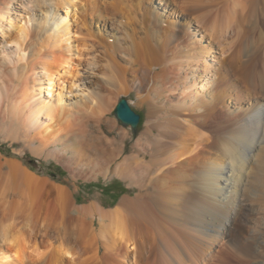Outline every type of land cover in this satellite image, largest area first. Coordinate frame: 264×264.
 Here are the masks:
<instances>
[{
  "label": "bare ground",
  "instance_id": "obj_1",
  "mask_svg": "<svg viewBox=\"0 0 264 264\" xmlns=\"http://www.w3.org/2000/svg\"><path fill=\"white\" fill-rule=\"evenodd\" d=\"M197 2L0 0V129L38 152L71 157L80 169L147 192L105 211L97 204L68 208V190L52 185L61 217L55 230V215L40 216L36 201L47 179L6 160L0 165V264H75L79 238L91 226L123 264L130 252L140 262V247L148 244L147 264H214L217 244L226 255L263 263L264 103L229 107L233 124L219 115L222 50L215 40L234 27L238 41L254 46L247 61L233 55L230 62L245 86L256 82L264 91V0H223L220 11ZM138 31L150 35L143 44ZM179 34L192 43L181 59L171 47ZM132 91L147 117L135 152L125 157L102 124L108 101ZM156 159L169 162L152 187Z\"/></svg>",
  "mask_w": 264,
  "mask_h": 264
},
{
  "label": "rangeland",
  "instance_id": "obj_2",
  "mask_svg": "<svg viewBox=\"0 0 264 264\" xmlns=\"http://www.w3.org/2000/svg\"><path fill=\"white\" fill-rule=\"evenodd\" d=\"M229 1H230L229 3L231 4V1L233 2L234 0H229ZM241 1H245V0H241ZM249 1L250 0H246V2L250 3ZM197 3L201 4L202 6L211 5V7H214L215 9L220 11L222 8L223 0H206V1L198 0ZM185 4H188V0H185ZM60 13L64 15L61 10H60ZM249 22L248 24L250 25L251 23ZM248 24L247 26H249ZM179 29L180 28H178L175 32H178ZM225 29L221 31V35L220 33H218L219 34L218 38H220L221 41L220 39L215 40V43L218 45L219 49L222 50L221 55H218L219 66L216 67L218 71L216 75L215 85L217 86L216 87L217 89L221 87L224 93L223 98H222V102H224V104H223V108L220 110L222 112H220L219 115L222 117L224 116V119L226 121L228 119L230 120L229 123L233 124L234 123L233 118L236 115L225 113V111H229V107L235 108L237 106H241L242 109L246 110L249 106L252 105V103H256V102L261 103L263 101L261 103L263 104L264 103V91L262 90L259 83H256V82L255 84L249 83V87H247V84L245 86V83H244L246 81L241 80V79L239 80V78L236 76L238 73V69H237V73H235L236 69L234 65L231 64L230 60L234 56H236L237 60L239 59L238 62L241 61L243 63L247 61L252 55L251 51L252 49H254V46H252L250 43L247 44L246 41H238V39H236V32H235L234 27H231L230 30L227 28ZM144 33L143 32L139 33L138 31L137 35L139 36V38H141L138 40L139 44H143L142 38H145L147 35H149L148 33L147 34L146 33L144 34ZM169 38H167L165 42L168 41ZM217 40L218 42L219 41L220 42L218 43ZM233 42L236 44H234ZM246 44L250 48L248 53L246 52V47H247ZM171 45L170 46L172 47V49L174 48L173 52L176 49V51L174 52L176 54H174L173 56L176 55L180 57V55L183 53V50H184L183 47H187L186 49H188L192 46V43L189 40V37L183 34H179V36L176 38V41L172 42ZM260 47H261V51L263 52L264 43H262ZM181 57L178 59H181ZM224 79L225 81H223ZM121 98L127 99L130 105V108L136 114L140 116V121H139L137 130L135 133L132 132V129L130 126L124 127L114 116V110ZM108 104L109 105L106 111V119H105L106 121H108V123L104 122L102 124V128H103L102 130L108 138L115 140V142L118 144V147L120 149H123V153H122L123 156L124 155L125 157L130 156L135 152V148H134L135 142L137 141L139 136L142 135V132L144 131V128H145L144 124H145L146 117H147V107L146 106L140 107L139 105H137V98H136L135 91H132L128 95L124 94V95H119L117 97H113L112 99L108 101ZM224 119L222 118L223 121ZM87 129L90 131V133L92 132L96 134L97 127L92 121H89L87 125ZM208 129H209V132H214L215 126L209 125ZM121 134L124 135V139L120 138ZM119 155L120 153L118 154V156ZM122 155H121V158H118V161L123 158ZM54 157L53 155L48 156V153L46 151L38 152L35 148L29 146L22 140H13L7 135L6 132L0 129V165L2 163H5V161L9 159L16 160L17 162H20L22 164V167L26 168L30 172L34 173L35 175L43 179H47L46 185L44 184L45 186L39 191L36 201H38L39 205L41 206L39 210L40 216L44 214L46 215L47 213L50 214L51 212L55 215V218H56L55 224H54V229L56 228L55 230H58L61 226V221H60L61 217L59 215V212H60L59 205L56 202L54 203V200H55L54 191L50 189V186L52 185H60L62 187H65L68 190L69 197L66 202V206L68 208H71V207L78 208L82 206H88L90 204L95 205L96 203V204H99L100 207L104 209L105 211H111V209H113L117 205V203L120 201L121 198L128 197L129 200H132L138 194L147 193V192H140L139 189L136 187L137 184H135L136 186H132L128 180L123 181L114 176H110L106 178L101 175H97L96 172L94 171H91L88 169H84V170L80 169L76 167L77 163L73 162L71 160V157L64 158V159L58 156L57 157L54 156ZM160 161H163V162H160ZM168 162H169L168 159H165V160L156 159V162L154 164L151 163L152 170L157 172L158 176L156 174L153 177V179L150 180V186L153 185L152 187H154V184L158 180L157 178H160L164 174L165 172L164 165ZM22 182L23 181L21 180L19 183L21 187L23 184ZM150 191L151 189L148 192ZM7 200L9 203H11V200H12L11 196H9ZM152 200L153 198L149 202H152ZM72 213L73 215L77 214L74 211ZM93 220H95L94 217H90L88 222L90 223ZM23 224L24 222L22 218L17 222L14 232L20 230ZM95 227H97V225H95ZM155 230H158V228ZM94 233H95L94 227L91 226L90 232H87L86 234L83 233L81 238H79L78 245H79L80 251L78 253L79 256L77 255V261L75 262V264H101V263L102 264H123V261L120 257H117V258L115 257V255H117L116 253L114 252L112 253V251L109 254L107 253L110 250L104 247L102 243V239H99L98 237H96ZM222 248L223 247H221V245L219 244H217V246H214L213 250H216V251L219 250V252L215 251V253H217L220 256V260L215 262L214 264H223V263L224 264H227V263L228 264H250L251 263L250 261H247L246 259L239 260L236 257H233L231 253L226 255V253L222 252ZM141 250L143 251L145 250L144 256H140V255H143L141 253ZM138 253L140 256L139 258H142V260L138 263H135V262L133 263L132 262L134 260L133 252L132 253L130 252V258H129L130 260L128 259L129 261L128 264H147L148 262L152 261V259L149 256L150 253H152V248L149 244L144 247L142 246V248L140 247V250ZM112 254L114 255L113 258L111 257ZM221 254L223 255L222 256L223 258L221 257ZM117 256H120V255H117ZM118 258L121 261H119ZM212 263L213 262H211V264ZM262 264H264V260Z\"/></svg>",
  "mask_w": 264,
  "mask_h": 264
},
{
  "label": "water",
  "instance_id": "obj_3",
  "mask_svg": "<svg viewBox=\"0 0 264 264\" xmlns=\"http://www.w3.org/2000/svg\"><path fill=\"white\" fill-rule=\"evenodd\" d=\"M114 116L124 127L130 126L132 132H136L140 116L130 108L127 99L121 98L119 100L114 110Z\"/></svg>",
  "mask_w": 264,
  "mask_h": 264
},
{
  "label": "crops",
  "instance_id": "obj_4",
  "mask_svg": "<svg viewBox=\"0 0 264 264\" xmlns=\"http://www.w3.org/2000/svg\"><path fill=\"white\" fill-rule=\"evenodd\" d=\"M96 204V203H95ZM97 205H99V204H97ZM100 206V205H99Z\"/></svg>",
  "mask_w": 264,
  "mask_h": 264
}]
</instances>
